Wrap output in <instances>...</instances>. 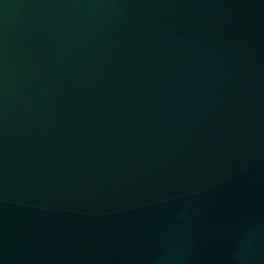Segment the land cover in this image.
I'll list each match as a JSON object with an SVG mask.
<instances>
[{"label":"water","instance_id":"water-1","mask_svg":"<svg viewBox=\"0 0 264 264\" xmlns=\"http://www.w3.org/2000/svg\"><path fill=\"white\" fill-rule=\"evenodd\" d=\"M0 264H264V0H0Z\"/></svg>","mask_w":264,"mask_h":264}]
</instances>
